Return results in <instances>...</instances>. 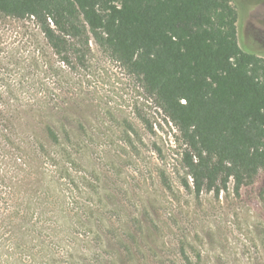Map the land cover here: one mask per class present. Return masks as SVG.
I'll list each match as a JSON object with an SVG mask.
<instances>
[{
	"label": "rangeland",
	"instance_id": "obj_1",
	"mask_svg": "<svg viewBox=\"0 0 264 264\" xmlns=\"http://www.w3.org/2000/svg\"><path fill=\"white\" fill-rule=\"evenodd\" d=\"M230 2L239 47L264 59V0ZM82 48L64 63L34 18L0 13V264H264V170L237 192L184 188L178 130ZM49 124L54 158L34 152Z\"/></svg>",
	"mask_w": 264,
	"mask_h": 264
},
{
	"label": "trees",
	"instance_id": "obj_2",
	"mask_svg": "<svg viewBox=\"0 0 264 264\" xmlns=\"http://www.w3.org/2000/svg\"><path fill=\"white\" fill-rule=\"evenodd\" d=\"M0 13L34 18L64 63L82 62L91 37L135 76L178 130L195 195L264 170V59L239 47L230 0H0ZM41 132L34 152L54 158L66 140Z\"/></svg>",
	"mask_w": 264,
	"mask_h": 264
}]
</instances>
